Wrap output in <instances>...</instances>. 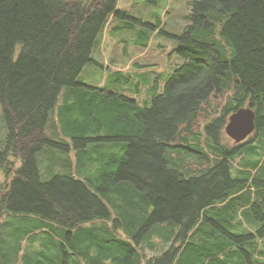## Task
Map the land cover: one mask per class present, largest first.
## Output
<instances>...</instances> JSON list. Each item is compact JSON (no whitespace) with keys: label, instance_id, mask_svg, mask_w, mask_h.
I'll use <instances>...</instances> for the list:
<instances>
[{"label":"trees","instance_id":"trees-1","mask_svg":"<svg viewBox=\"0 0 264 264\" xmlns=\"http://www.w3.org/2000/svg\"><path fill=\"white\" fill-rule=\"evenodd\" d=\"M117 2L0 0V225L20 232L0 264H264V0H190L182 64L142 103L79 81L109 21L149 40Z\"/></svg>","mask_w":264,"mask_h":264},{"label":"rangeland","instance_id":"rangeland-1","mask_svg":"<svg viewBox=\"0 0 264 264\" xmlns=\"http://www.w3.org/2000/svg\"><path fill=\"white\" fill-rule=\"evenodd\" d=\"M190 0H118L117 9L124 10L134 17H139L144 23L154 26L152 30L137 23V28H144L149 36L145 46H139L142 39L134 41V32L125 28L115 30V26L121 27L120 22L109 21L99 38L98 47L92 52L93 60L100 65H87L81 72L79 81L83 84L96 87H107L108 90L116 91L136 99L142 103L152 95L160 94L164 83L174 70L180 67L182 60L175 52L177 41L169 35L178 36L187 24L190 13ZM159 26V27H157ZM155 31V32H152ZM138 35V33H135ZM113 73H120L127 80L111 82L109 77ZM211 108L219 109L216 102H211ZM3 135L0 134V145L3 144ZM231 140L225 144L232 145ZM192 161V159H187ZM47 161L45 160V163ZM40 168L43 179H47L50 172L47 164ZM236 166V163L234 164ZM44 170L45 174L44 175ZM56 173L59 168H55ZM19 220L4 219L0 225V239L10 234L11 242L4 240L2 247H12L13 241L19 237L14 228L18 226ZM152 244L157 250L162 245V240L152 236ZM150 238V239H151ZM21 239L19 246L21 253L27 250L29 241ZM150 243L146 238L145 242ZM139 253L153 255L154 252L148 248L138 249ZM16 258V255L10 254ZM23 259V257H22ZM18 264H23L18 263Z\"/></svg>","mask_w":264,"mask_h":264},{"label":"water","instance_id":"water-1","mask_svg":"<svg viewBox=\"0 0 264 264\" xmlns=\"http://www.w3.org/2000/svg\"><path fill=\"white\" fill-rule=\"evenodd\" d=\"M254 120V110L241 107L228 116L224 134L235 144L244 142L254 132Z\"/></svg>","mask_w":264,"mask_h":264},{"label":"crops","instance_id":"crops-1","mask_svg":"<svg viewBox=\"0 0 264 264\" xmlns=\"http://www.w3.org/2000/svg\"><path fill=\"white\" fill-rule=\"evenodd\" d=\"M164 246H165V245H164ZM162 248H166V247H162ZM148 257H150V255L145 254V253H142V257H141L142 260H143V261H142V264H144L145 259L148 258Z\"/></svg>","mask_w":264,"mask_h":264}]
</instances>
